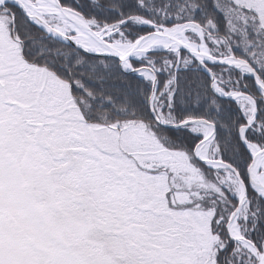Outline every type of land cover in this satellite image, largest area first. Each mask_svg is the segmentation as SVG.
Listing matches in <instances>:
<instances>
[{"label":"snow or ice","instance_id":"obj_1","mask_svg":"<svg viewBox=\"0 0 264 264\" xmlns=\"http://www.w3.org/2000/svg\"><path fill=\"white\" fill-rule=\"evenodd\" d=\"M0 264H264V0H0Z\"/></svg>","mask_w":264,"mask_h":264}]
</instances>
